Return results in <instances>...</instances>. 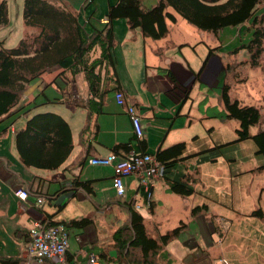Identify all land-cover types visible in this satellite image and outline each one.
<instances>
[{"label":"crops","instance_id":"1","mask_svg":"<svg viewBox=\"0 0 264 264\" xmlns=\"http://www.w3.org/2000/svg\"><path fill=\"white\" fill-rule=\"evenodd\" d=\"M6 1L9 23L4 28H10V1ZM50 1L74 7L80 23L89 33H93L108 25L105 21L108 20L109 9L119 0ZM158 2L142 0L146 9H151ZM170 11L175 14L177 21H168V35L155 41L144 37L140 29H131L123 18L112 22L114 63L97 71L100 82L94 86V93H91L84 73L74 78L67 75L64 79L59 77V68L46 72L30 85L23 102H31L43 92L39 100L51 102L39 108L48 111L46 109L51 106H57V113L72 128L74 147L59 169L48 171L29 168L20 159L15 135L35 111L15 122L13 118H8L0 123V264H91V256L97 259V264H135L124 253H120L114 240L115 232L130 224L129 207L144 217L147 233L155 239L179 227L181 223L186 225L179 237L164 246L157 256L156 259L159 258L165 264H221L225 259L223 247L228 246L230 232L228 227L227 233L223 235L222 228L228 226L230 218L221 219L217 215L209 218L207 213L210 207L205 198L199 203L207 205L208 209L196 216H192V210L189 214L191 201L197 203L196 191L184 198L171 193L166 181L160 179L152 189L149 203L140 179L130 176L124 179L127 187L122 201L114 191L113 168L89 164L91 158L107 156L118 145H131L135 152L151 155H155L159 149L182 142L190 150V154L184 156L191 157L205 150L197 148V142L201 139L196 131L200 117H197L191 96L195 92H203L205 88L209 96L210 93L215 95L213 103L221 111L225 110L221 93L225 85L232 86L231 77L237 78V71L227 70L230 63L224 64L215 52H212L207 62L209 53L204 61L197 59L194 63L190 62L184 50L192 47L189 46L192 42L175 29L182 24V17L172 9ZM35 34L33 30L31 36ZM100 52L97 48L94 58ZM235 81L238 83L239 80ZM117 91L124 93V106L118 105L115 99ZM128 105L133 106L141 118L144 130L141 139L134 134L127 113ZM218 120L216 126L211 123L208 127L222 130L225 121L229 122ZM207 147L212 148L210 144ZM194 148L197 150L192 152ZM180 164L196 190V183L200 181L199 172H202L205 163L198 164V158L193 157ZM82 181L90 184L91 191L75 186L76 182ZM23 185L31 191L27 201L15 196L16 189ZM39 199H44L40 205ZM182 210L185 219H188L185 222ZM85 218H89L90 223L84 227H66L69 248L64 259L55 257L43 262L30 259L27 253L29 231L35 223L51 221L67 225L72 220ZM219 219L223 223L221 228L217 226ZM167 225H171V228ZM218 233L221 234L217 236ZM164 258L170 261L166 262Z\"/></svg>","mask_w":264,"mask_h":264},{"label":"trees","instance_id":"2","mask_svg":"<svg viewBox=\"0 0 264 264\" xmlns=\"http://www.w3.org/2000/svg\"><path fill=\"white\" fill-rule=\"evenodd\" d=\"M170 9L196 28L216 35L226 28L248 24V29L252 28L251 39L239 49L247 50L248 62L253 68L260 66L264 54V0H159L151 9L144 8L142 0H119L109 9L108 25L101 30L96 29L93 33L86 30L80 23L79 16L65 4L58 5L50 0H24V24L28 28L37 29V33L21 40L13 49L5 48L4 42L0 41V123L8 118H13L15 122L51 102L39 100L43 92L31 102L25 104L23 100L30 85L55 68L61 69L59 77L64 79L67 75L74 78L84 73L91 93H94V86L100 82L97 71L114 63L112 22L123 18L131 29H140L144 37L160 40L169 33L168 21H177ZM8 23V3L6 0H0V26ZM97 48L101 52L94 58ZM211 54L212 50L206 62ZM227 70L231 71V67ZM231 87L225 85L221 93L225 108L222 118L239 122L235 142L252 140L257 153L264 157V130H259L256 134L251 133L252 127H257L262 122L261 110L232 99ZM15 143L20 159L26 167L48 171L59 169L69 158L74 147L69 122L62 115L48 111L32 114L25 126L17 131ZM222 146L209 148L191 157L184 156L187 149L184 142L159 149L155 157L164 166L163 179L169 186V191L184 198L193 195L195 189L192 181L184 173L180 163L193 157L198 158V164L216 162ZM131 150V145H118L112 153L126 156ZM257 170H264V164ZM75 186L91 191L88 182H76ZM207 209L205 204L197 206L192 210V216ZM129 210L130 224L114 234L116 246L129 261L135 259V264H155L163 246L177 239L186 225L181 223L179 227L155 239L148 235L143 216L132 207H129ZM257 215L263 218L264 212L259 210L251 214ZM50 222V225H62L66 228L84 227L90 220H72L67 225Z\"/></svg>","mask_w":264,"mask_h":264},{"label":"rangeland","instance_id":"3","mask_svg":"<svg viewBox=\"0 0 264 264\" xmlns=\"http://www.w3.org/2000/svg\"><path fill=\"white\" fill-rule=\"evenodd\" d=\"M9 1L12 24L10 28H4L6 25L0 26V41H4L5 48L13 49L21 40L31 36L33 30L37 33V29L27 28L24 24L23 0ZM69 7L75 12L74 7L71 5ZM180 21L182 24L175 29L192 42L189 45L192 47L184 50L185 56L190 62L194 63L197 59L201 62L212 50L224 64L230 63L231 71H237V78L231 77L233 86L231 96L243 105H253L258 108L262 106L260 108L262 122L256 128L252 127L251 133L256 134L259 130H264V54L260 60V66L253 68L248 62L247 50L239 49L250 41L252 28L248 29L249 25L246 24L235 28L236 30L226 28L216 35L202 31L182 18ZM151 41L155 40L151 39ZM236 79L239 80L238 83ZM212 98L215 99V95L210 93L209 96L205 88L203 92H195L191 96V103L197 111V117H200L196 131L201 139L197 142V148L207 150L206 147L209 144L212 148L223 146L221 153L216 157V162L205 163L204 169L199 172L200 181H197L195 190L198 194L197 203L193 204L194 201H191L192 207L187 204L188 213L190 214L195 206H202L203 203L199 202L205 198L208 200L206 204L210 207L209 212L207 211L209 218L213 215L220 216L221 219L230 218L228 226L222 228V233L225 235L229 227L228 240L230 241L226 244L228 246L223 247L225 259L221 264H264V219L258 215L251 216V213L255 211L264 212V170H257L264 164V157L257 153L252 140L235 142L237 139L235 128H239L238 121H225V124L221 126L222 130L208 127L211 123L216 126L218 119H223L222 116L225 115V110L221 111L213 103ZM43 110L37 108L35 112L41 113L45 111ZM46 110L59 112L57 106H51ZM211 130L212 133H210ZM196 150L194 148L191 151ZM189 151L186 149L185 154H190ZM181 215L184 222L188 220L185 219L183 210ZM221 219L217 224L218 228L223 225ZM167 226L171 228V225ZM220 234L218 233L217 236ZM220 252L221 249L218 253ZM155 264H165V262L158 258Z\"/></svg>","mask_w":264,"mask_h":264},{"label":"built area","instance_id":"4","mask_svg":"<svg viewBox=\"0 0 264 264\" xmlns=\"http://www.w3.org/2000/svg\"><path fill=\"white\" fill-rule=\"evenodd\" d=\"M108 23V20L105 21ZM115 99L118 105L126 103L124 93L117 91ZM127 113L131 118L134 134L138 139L143 138L144 130L140 116L133 106H127ZM89 164L96 167H111L114 170V191L119 198L125 197L126 186L124 179L134 176L141 181L145 188L147 198H152V189L156 183L164 177V166L157 161L155 155L148 153H138L134 150L128 152L126 156H117L110 153L104 157H95L89 160ZM31 191L29 187L23 185L16 189L15 196L21 201H27ZM44 199H39L38 204H42ZM29 243L27 253L30 259L43 262L51 258L64 259L69 248V233L62 225H50L48 221L37 222L29 231ZM91 264H97L94 256L90 257Z\"/></svg>","mask_w":264,"mask_h":264},{"label":"bare ground","instance_id":"5","mask_svg":"<svg viewBox=\"0 0 264 264\" xmlns=\"http://www.w3.org/2000/svg\"><path fill=\"white\" fill-rule=\"evenodd\" d=\"M181 17V16H180ZM183 21V20H182ZM185 21V20H184ZM171 23V22H170ZM232 29V28H231ZM235 29V28H234ZM236 30V29H235ZM114 39V38H113ZM239 44V43H238ZM234 46V45H233ZM230 47V46H229ZM92 99V98H91ZM95 99V98H94ZM96 111V110H95ZM89 116V115H88ZM90 117V116H89ZM88 121V120H87ZM90 125V124H89ZM85 127V126H84ZM83 130V129H82ZM91 130V129H90ZM84 135V134H83ZM135 140V139H134ZM137 140V139H136ZM83 141H84V139H83ZM79 142H81V140L79 141ZM99 144V143H98ZM161 148V147H160ZM88 149H90V148H88ZM138 149V148H137ZM143 150V149H142ZM139 151V150H138ZM88 152V151H87ZM141 152V151H140ZM89 154V153H88ZM106 155V154H105ZM85 161H86V159H85ZM94 167V166H93ZM78 170V169H77ZM168 181V180H167ZM83 182V181H82ZM75 183V182H74ZM100 184V183H99ZM93 187V186H92ZM126 187H127V185H126ZM32 190V189H31ZM146 195V194H145ZM195 196V195H194ZM188 197V196H187ZM146 200V199H145ZM122 201H123V198H122ZM95 202H97V201H95ZM46 203V202H45ZM45 205V204H44ZM154 205V204H153ZM36 207V206H35ZM148 207V206H147ZM97 210V209H96ZM152 210H153V208H152ZM198 211V210H197ZM196 211V212H197ZM196 214V213H195ZM144 218V217H143ZM89 219V218H88ZM125 223V222H124ZM161 223V222H160ZM186 227V226H185ZM73 229V228H72ZM114 229V228H113ZM127 229V228H126ZM121 230V229H120ZM119 231V230H118ZM128 232V231H127ZM130 232V234L132 233L131 232V230L129 231ZM167 232V231H166ZM124 234V233H123ZM27 235V234H26ZM125 237V236H124ZM176 237V236H175ZM76 238V237H75ZM177 238V237H176ZM158 239V238H157ZM180 239V238H179ZM169 240V239H168ZM127 241V240H126ZM174 241V240H173ZM125 242V241H124ZM120 244V243H119ZM161 244V243H160ZM174 244V243H173ZM172 244V245H173ZM168 245V244H167ZM113 246V245H112ZM116 247V246H115ZM120 247V246H119ZM164 247V246H163ZM186 247V246H185ZM133 249H134V247H133ZM162 249V248H161ZM119 250V249H118ZM130 250V249H129ZM166 250V249H165ZM131 251V250H130ZM161 251V250H160ZM133 252V251H132ZM137 252H138V250H137ZM159 252V251H158ZM162 252H164V251H162ZM105 253V252H104ZM121 253V252H120ZM134 253V252H133ZM211 253V252H210ZM162 254V253H161ZM96 255V254H95ZM134 255V254H133ZM136 255V254H135ZM128 256V255H127ZM217 256V255H216ZM106 257V256H105ZM129 257V256H128ZM134 257V256H133ZM161 257V256H160ZM107 258V257H106ZM119 258V257H118ZM120 258H122V257H120ZM135 258V257H134ZM215 258V257H214ZM111 259V258H110ZM165 260H166V258H164ZM219 259V258H218ZM132 260V259H131ZM134 260V262H135V259H133ZM133 260H132V262H133ZM137 260V259H136ZM49 261V260H48ZM168 260H166V262H167ZM170 261V260H169ZM168 261V262H169ZM177 261V260H176ZM223 262V261H222ZM116 263V262H115ZM149 263V262H148ZM153 264V263H152Z\"/></svg>","mask_w":264,"mask_h":264}]
</instances>
